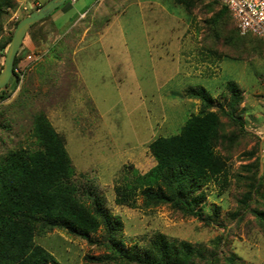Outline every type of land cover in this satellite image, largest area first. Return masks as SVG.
<instances>
[{"label":"rangeland","instance_id":"obj_1","mask_svg":"<svg viewBox=\"0 0 264 264\" xmlns=\"http://www.w3.org/2000/svg\"><path fill=\"white\" fill-rule=\"evenodd\" d=\"M29 1L30 9L18 0L6 12L2 34L13 32L36 8L37 0ZM211 1L201 0L188 12L175 0H99L94 7L95 0H77L57 16L65 5L60 6L27 32L17 51L18 83L0 102V155L21 145L34 147L32 117L43 113L65 139L79 196L86 200L89 189L101 198L104 209L121 222L119 238L126 249L144 253L162 234L169 241L203 246L206 258L194 264H264V232L252 213L264 209V200L257 194L242 203L247 175L255 170L264 178V42L238 60L210 53L209 47L232 50L208 31ZM7 47L0 51V70ZM15 80L10 78L7 92ZM229 81L242 91L243 137L230 152L226 184L211 181L201 187L206 193L202 218L168 205L143 208L140 195L134 208L116 204L115 187L134 171L143 174L154 166L149 143L178 133L198 112L200 103L184 91L203 87L214 105H224ZM91 238L53 230L35 242L56 264H122L106 258L101 232ZM228 257L233 263L225 261Z\"/></svg>","mask_w":264,"mask_h":264},{"label":"trees","instance_id":"obj_2","mask_svg":"<svg viewBox=\"0 0 264 264\" xmlns=\"http://www.w3.org/2000/svg\"><path fill=\"white\" fill-rule=\"evenodd\" d=\"M175 2L191 12L201 0ZM17 4L18 0H0V51L9 45L13 33L2 34L3 18ZM206 8L212 14L206 21L211 37L232 48L220 53L209 47L213 55L238 60L247 57L250 48L264 42L253 34L240 35L231 13L218 0L211 1ZM48 18L32 25L29 31ZM18 62L16 56L13 63L16 80L10 91L7 92L9 82L0 89V102L16 88ZM184 96L200 103L198 112L185 120L178 133L157 137L149 143L154 166L143 174L134 171L124 184L116 186V204L134 208L140 195L143 208L168 205L185 216L201 219L200 206L206 197L201 187L211 181L226 184L230 152L237 149L243 137L239 113L242 91L229 81L224 105H214L210 94L200 86L187 88ZM1 126L0 121L3 129ZM32 137L34 147L21 145L0 155V264H56L53 255L35 242L36 236L53 230L88 242L95 240L92 235L101 232V243L109 252L106 258L122 264H194L196 259L206 258L203 246L169 241L162 234L150 242L144 253L134 247L126 249L119 238L121 222L104 209L101 198L89 189L83 194L86 200L79 196L65 139L43 113L32 117ZM252 166L246 169L249 171ZM247 176L249 188L242 203H250L257 194L264 200V178H257L255 170ZM252 213L264 232V209ZM233 260L234 257H228L225 261L233 263Z\"/></svg>","mask_w":264,"mask_h":264},{"label":"water","instance_id":"obj_3","mask_svg":"<svg viewBox=\"0 0 264 264\" xmlns=\"http://www.w3.org/2000/svg\"><path fill=\"white\" fill-rule=\"evenodd\" d=\"M67 0H48L38 9L31 11L22 18L15 26L10 43L7 47L2 68L0 70V89L4 88L13 76V63L20 45L35 23L50 16L57 8L62 6Z\"/></svg>","mask_w":264,"mask_h":264},{"label":"built area","instance_id":"obj_4","mask_svg":"<svg viewBox=\"0 0 264 264\" xmlns=\"http://www.w3.org/2000/svg\"><path fill=\"white\" fill-rule=\"evenodd\" d=\"M68 1L74 3L75 0ZM218 1L231 13L240 35L253 34L264 40V0Z\"/></svg>","mask_w":264,"mask_h":264},{"label":"crops","instance_id":"obj_5","mask_svg":"<svg viewBox=\"0 0 264 264\" xmlns=\"http://www.w3.org/2000/svg\"><path fill=\"white\" fill-rule=\"evenodd\" d=\"M23 3H25V5H27L28 7H30L31 6V2L29 1V0H21ZM48 1V0H47ZM46 1V2H47ZM97 1H99V0H95V2H94V4H91V7H94L95 6V4L97 3ZM77 2V0H75L74 1V3H71V2H68V4H65V6L64 7H62L58 12H57V16L58 15H62L66 10H68L70 7H71V5L72 4H75ZM45 3V2H44ZM38 5H40V2L37 0V2H35V6H38ZM87 10H85V11H83V12H81V13H79V15L78 16H80V15H82V14H86V13H88V12H86ZM56 15H54V18L53 19H51V21H53L52 23H53V25H54V20H55V16ZM78 16L76 17V18H78Z\"/></svg>","mask_w":264,"mask_h":264}]
</instances>
